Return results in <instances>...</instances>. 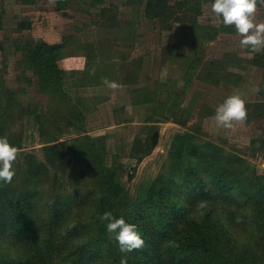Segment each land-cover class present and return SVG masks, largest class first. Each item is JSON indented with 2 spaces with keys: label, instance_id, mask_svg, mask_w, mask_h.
Wrapping results in <instances>:
<instances>
[{
  "label": "trees",
  "instance_id": "trees-1",
  "mask_svg": "<svg viewBox=\"0 0 264 264\" xmlns=\"http://www.w3.org/2000/svg\"><path fill=\"white\" fill-rule=\"evenodd\" d=\"M69 1L57 0L56 6L65 9ZM204 1L144 0V16L158 20L164 29L175 22L191 23L193 51L172 59L184 67L182 85L167 78L157 80L152 88L132 89L133 102L144 103L150 110L145 119L146 137L135 138L133 143L139 162L158 142V122L162 120L157 118L181 125L189 121L195 100L188 105L181 102L195 78L212 84H238L242 79L225 65L228 55L206 59L201 52L202 42L221 32L238 34L234 26L223 25L222 17L217 26L199 23ZM101 2L90 0V5ZM113 6L111 2L100 7L101 21L121 30L122 38L128 39L130 31L121 27ZM18 24L30 26L25 20ZM65 46V41L46 40L17 45L35 85L50 96L48 110L37 111L21 104L15 91L0 90V138L6 137L20 150L12 166V182L0 181V264H119L125 254L107 232L108 222L99 218L105 212L137 225L145 242L142 249L127 253L128 264H264V173L243 155L202 137L195 124L191 130L172 135L156 174L131 194L117 179L121 165L115 159L110 164L106 161L107 135L88 133L90 99L73 97L64 87ZM259 57L260 53H253L250 62L263 65ZM98 70L96 84L107 77ZM130 71L123 80L135 84L138 73L133 68ZM83 75L84 80L87 75ZM251 106L254 113L248 112L246 122L264 117V101L246 103L247 109ZM201 110L198 116H203ZM25 114H34L39 123L42 157L21 149V132L8 129L14 117ZM60 121L76 129L78 135L58 141L63 129H52ZM256 143L263 149L264 137L251 140L254 150ZM136 167L131 168L129 179Z\"/></svg>",
  "mask_w": 264,
  "mask_h": 264
},
{
  "label": "rangeland",
  "instance_id": "rangeland-1",
  "mask_svg": "<svg viewBox=\"0 0 264 264\" xmlns=\"http://www.w3.org/2000/svg\"><path fill=\"white\" fill-rule=\"evenodd\" d=\"M130 0H103L99 5H90V0H70L65 9L57 8V0H0V90L15 91L16 99L37 111L51 107L50 96L41 92L34 82L31 69L21 62L22 51L17 45L23 42L34 43L38 40L65 41L62 62L66 69L65 89L73 97H86L91 109L87 112L86 126L93 135L106 134V161L114 159L121 165L117 179L131 194H136L145 185L148 178L156 174L166 158L172 135L178 131L191 130L195 124L201 129L202 137L221 144L227 151L237 152L258 172L264 173V148L251 140L257 136L264 137V117L251 122H234V127L226 129L218 126L214 116L216 108L231 95H240L246 103L264 101V64L250 62L249 54L240 46L239 34L221 32L212 40L201 44V52L206 59L222 58L231 71L241 74L238 84L221 81L218 84L195 80L182 97V104L193 103V114L186 125L171 120L159 124L158 142L154 149L141 162L133 148L135 138H145L148 128L146 117L150 110L144 103L133 102V88L154 87L157 80L174 79L182 85L184 67L173 61L178 53H192V28L189 21L175 22L170 29H164L158 20H151L143 14L144 0L135 3ZM114 3L121 27L129 30L128 39L122 38V31L109 27L101 21L99 9ZM212 2L205 0L198 21L204 26H217L220 17L212 11ZM255 22L264 23V6L257 5ZM25 20L30 26H20ZM128 35V34H127ZM180 43L179 47H172ZM259 61H264V50L259 52ZM140 59V60H138ZM134 61V62H133ZM140 63V64H139ZM139 65V66H138ZM138 66V67H137ZM94 67V75L89 71ZM106 74L107 79L115 81L121 87L118 90L107 88L103 83H94L96 73ZM131 68L138 74L135 84L126 83V74ZM89 73V74H88ZM83 74H88L83 78ZM30 79L28 81L26 79ZM100 79V77L98 78ZM259 86L260 92L252 91ZM165 95L163 94L162 98ZM203 116H198V110ZM249 113L253 106L248 107ZM62 120V119H61ZM10 130L22 134V148L42 154V136L40 126L34 114H25L22 118L14 117L8 123ZM62 127V139L78 135V131L60 121L55 127ZM136 170H130L134 165ZM53 172V170L51 171Z\"/></svg>",
  "mask_w": 264,
  "mask_h": 264
},
{
  "label": "clouds",
  "instance_id": "clouds-1",
  "mask_svg": "<svg viewBox=\"0 0 264 264\" xmlns=\"http://www.w3.org/2000/svg\"><path fill=\"white\" fill-rule=\"evenodd\" d=\"M264 6V0H214L212 11L222 17L223 25L234 26L236 32L242 37L240 46L248 51L249 58L253 53L264 50V23L255 22L257 5ZM90 74L94 75V69ZM102 83L109 89L118 90L121 86L107 78ZM252 91L259 93V86H254ZM248 111L246 101L240 95H231L220 104L215 111V122L226 129L234 127V122L244 123ZM20 155V150L9 144L6 137L0 138V181L11 183L15 172L13 163ZM107 221L106 229L111 238L118 242L119 251L124 253L119 264H128L127 253L140 250L144 246L138 227L127 223L124 218H115L111 212H105L100 217Z\"/></svg>",
  "mask_w": 264,
  "mask_h": 264
},
{
  "label": "bare ground",
  "instance_id": "bare-ground-1",
  "mask_svg": "<svg viewBox=\"0 0 264 264\" xmlns=\"http://www.w3.org/2000/svg\"><path fill=\"white\" fill-rule=\"evenodd\" d=\"M263 166H264V162H263Z\"/></svg>",
  "mask_w": 264,
  "mask_h": 264
}]
</instances>
